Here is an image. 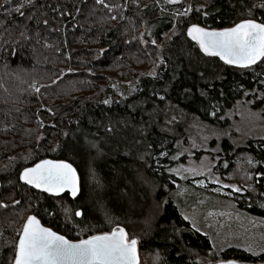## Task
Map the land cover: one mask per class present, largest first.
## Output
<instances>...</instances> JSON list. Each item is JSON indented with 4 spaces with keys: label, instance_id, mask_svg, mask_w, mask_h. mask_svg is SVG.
<instances>
[{
    "label": "trees",
    "instance_id": "1",
    "mask_svg": "<svg viewBox=\"0 0 264 264\" xmlns=\"http://www.w3.org/2000/svg\"><path fill=\"white\" fill-rule=\"evenodd\" d=\"M261 3L0 0V264H12L30 215L79 240L146 212L152 199L136 172L151 180L159 206L152 232L137 239L141 264H198L205 254L217 260L208 237L180 215L166 168L185 128L180 117L227 125L235 103L264 94V57L249 67L228 64L205 53L187 29L264 22ZM173 114L178 118L172 122ZM223 148L221 167L227 162L229 179L244 184L242 196L254 203L239 207L264 217V140L237 150L224 140ZM45 159L75 166L77 198L22 182L23 169ZM63 197L71 204L72 223L58 204ZM221 256L259 261L234 249Z\"/></svg>",
    "mask_w": 264,
    "mask_h": 264
},
{
    "label": "rangeland",
    "instance_id": "2",
    "mask_svg": "<svg viewBox=\"0 0 264 264\" xmlns=\"http://www.w3.org/2000/svg\"><path fill=\"white\" fill-rule=\"evenodd\" d=\"M166 2L177 4L183 0ZM172 34L165 37L170 39ZM176 118L178 116L173 114L169 121L173 122ZM227 118L228 124L223 126L205 123L185 114L179 118L185 128L177 135L175 153L171 156L173 163L166 168L174 185L173 201L182 218L192 227L195 225L193 228L197 232L208 237L214 252L212 255L217 256L215 261H227L221 256L222 253L234 249L259 260L252 261L253 264H264V251L261 250L264 248V217L239 207V202L244 206H253L254 203L242 196L248 190L244 184L229 179L230 176L223 169L227 167V162L224 167L220 164V160L226 157L224 140L228 141L233 150L249 142L260 145L264 140V94L245 95L228 111ZM136 173L138 184L151 196L152 202L150 205L148 203L149 209L146 212L141 213L142 210L137 218L125 222V226H119L125 228L130 238L140 240L141 235L148 236L152 232L159 206L153 200L157 189H154L151 180ZM230 185H236L241 191H236ZM58 204L66 220L74 222L71 204L64 197ZM249 248L252 250L249 251ZM197 258L198 264L217 263L207 254Z\"/></svg>",
    "mask_w": 264,
    "mask_h": 264
},
{
    "label": "snow or ice",
    "instance_id": "3",
    "mask_svg": "<svg viewBox=\"0 0 264 264\" xmlns=\"http://www.w3.org/2000/svg\"><path fill=\"white\" fill-rule=\"evenodd\" d=\"M22 6H17L16 11ZM258 7L264 9V3ZM187 35L198 41L205 53L219 56L228 64L249 67L264 57V22L256 19H243L233 27L220 29L191 24ZM152 43L155 44V40ZM20 179L54 194L68 189L75 197L80 190L77 170L66 160H40L32 167H25ZM229 187L241 191L236 185ZM75 215L82 213L76 211ZM12 264H138L137 239H130L126 230L116 225L110 231L89 235L86 239L70 240L44 227L35 215H30L15 242ZM218 264H236V261H219Z\"/></svg>",
    "mask_w": 264,
    "mask_h": 264
},
{
    "label": "water",
    "instance_id": "4",
    "mask_svg": "<svg viewBox=\"0 0 264 264\" xmlns=\"http://www.w3.org/2000/svg\"><path fill=\"white\" fill-rule=\"evenodd\" d=\"M198 42V41H197ZM199 44V43H198ZM232 65H235V66H237V67H242V66H240V65H236V64H232ZM48 160H54V159H48ZM37 163H39V162H37ZM70 163V162H69ZM35 165V164H34ZM34 165H32V166H34ZM32 166H30V167H32ZM74 166V165H73ZM75 167V166H74ZM77 170V169H76ZM22 173V172H21ZM77 174H78V172H77ZM78 176H79V174H78ZM22 182L24 183V184H26V185H28L29 187H31V188H34L35 190H38V191H41V192H44V193H47V194H49V195H53V196H62L63 194H66V193H68L69 195H70V197L72 198V199H75V198H77L78 197V195H79V192H80V190H79V192L77 193V195L75 196V197H73V196H71V194H70V191L68 190V189H65L64 190V192H62V193H59V194H54V193H49V192H47V191H45L44 189H42V188H36L34 185H29V184H27L25 181H23L22 180ZM79 188H80V179H79ZM38 219V218H37ZM39 220V219H38ZM40 221V220H39ZM40 223L44 226V227H47V226H45L41 221H40ZM122 227V226H121ZM47 228H50V227H47ZM124 228V227H123ZM52 229V228H51ZM125 229V228H124ZM53 230V229H52ZM54 231V230H53ZM56 232V231H55ZM127 232V231H126ZM58 233V232H57ZM67 238V237H66ZM130 238V237H129ZM86 239V238H85ZM131 239V238H130ZM137 253H138V264H141V257H140V248H139V241L137 240ZM228 261V260H227ZM232 261H236V260H232ZM215 264H218V262L217 263H215ZM236 264H252V263H248V262H240V261H236Z\"/></svg>",
    "mask_w": 264,
    "mask_h": 264
},
{
    "label": "flooded vegetation",
    "instance_id": "5",
    "mask_svg": "<svg viewBox=\"0 0 264 264\" xmlns=\"http://www.w3.org/2000/svg\"><path fill=\"white\" fill-rule=\"evenodd\" d=\"M253 264V263H252ZM254 264H257V263H254Z\"/></svg>",
    "mask_w": 264,
    "mask_h": 264
}]
</instances>
